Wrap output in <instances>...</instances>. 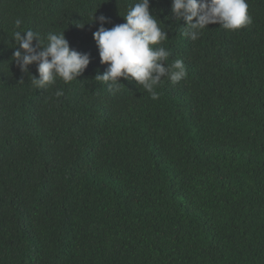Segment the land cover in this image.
<instances>
[{
  "label": "trees",
  "instance_id": "16d2710c",
  "mask_svg": "<svg viewBox=\"0 0 264 264\" xmlns=\"http://www.w3.org/2000/svg\"><path fill=\"white\" fill-rule=\"evenodd\" d=\"M137 2L0 0V264H264V0L195 41L150 0L187 73L156 99L95 79L94 17L111 28ZM26 30L63 32L89 65L37 89L13 57Z\"/></svg>",
  "mask_w": 264,
  "mask_h": 264
},
{
  "label": "clouds",
  "instance_id": "9594fccd",
  "mask_svg": "<svg viewBox=\"0 0 264 264\" xmlns=\"http://www.w3.org/2000/svg\"><path fill=\"white\" fill-rule=\"evenodd\" d=\"M246 0H171V12L175 20L183 19L184 35L195 41L209 24H219L226 30H238L252 23L248 15ZM124 23L105 28L108 17L101 14L93 20L99 23L93 32L100 63L107 65L103 74L95 79L107 84L109 91L120 90V78L135 81L149 92L153 99L158 94L155 87L166 77L176 84L187 75L183 61L175 60L168 64L169 51L161 45L168 38L150 12V0L138 2L122 16ZM17 27L20 20L16 22ZM14 39L18 49L13 57L21 72L27 73L28 66L36 64L38 78L32 75L31 82L37 89L55 84L57 78L65 83L80 76L90 63L89 53H81L70 48L63 32L48 34L43 44L39 34L32 30L17 31ZM33 41H36L35 45ZM22 50V51H21ZM55 95L62 96L57 90Z\"/></svg>",
  "mask_w": 264,
  "mask_h": 264
}]
</instances>
